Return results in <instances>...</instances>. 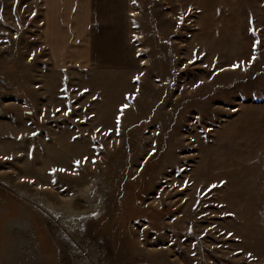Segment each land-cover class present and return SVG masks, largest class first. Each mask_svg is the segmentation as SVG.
<instances>
[{
	"label": "rangeland",
	"instance_id": "rangeland-1",
	"mask_svg": "<svg viewBox=\"0 0 264 264\" xmlns=\"http://www.w3.org/2000/svg\"><path fill=\"white\" fill-rule=\"evenodd\" d=\"M89 3L60 69L0 0V264H264V0Z\"/></svg>",
	"mask_w": 264,
	"mask_h": 264
},
{
	"label": "crops",
	"instance_id": "crops-1",
	"mask_svg": "<svg viewBox=\"0 0 264 264\" xmlns=\"http://www.w3.org/2000/svg\"><path fill=\"white\" fill-rule=\"evenodd\" d=\"M117 1H120V15L123 17V23L126 20L130 29L131 0ZM41 2L45 13V27L39 39L51 52V59L56 67L62 69L69 63L77 67H88L97 63V59L101 56L100 44L103 42L99 34L102 27V22L99 21L101 13L90 12L89 0H41ZM96 4L99 6L101 2ZM120 45L126 52L134 49L130 32L126 35V42ZM131 57L134 59V53Z\"/></svg>",
	"mask_w": 264,
	"mask_h": 264
},
{
	"label": "snow or ice",
	"instance_id": "snow-or-ice-1",
	"mask_svg": "<svg viewBox=\"0 0 264 264\" xmlns=\"http://www.w3.org/2000/svg\"><path fill=\"white\" fill-rule=\"evenodd\" d=\"M133 2H135V0H133ZM77 164H79V161H76Z\"/></svg>",
	"mask_w": 264,
	"mask_h": 264
}]
</instances>
